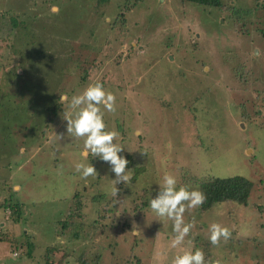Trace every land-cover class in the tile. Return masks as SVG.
Listing matches in <instances>:
<instances>
[{
    "label": "rangeland",
    "instance_id": "374dc122",
    "mask_svg": "<svg viewBox=\"0 0 264 264\" xmlns=\"http://www.w3.org/2000/svg\"><path fill=\"white\" fill-rule=\"evenodd\" d=\"M100 1L0 0V11L10 5L24 21L13 28L0 19V264H56L59 254L47 249L60 239L56 223L71 196L112 192L110 165L85 156L84 139L67 133V103L43 126L53 96L70 100L98 81L116 97L104 120L106 130L120 133L119 155L138 149L132 181L116 185L113 206L129 190H151L154 198L166 173L190 190L198 189L192 176L251 184L244 205L188 209L185 223L194 226L176 248L173 222L149 209L137 224L138 245L131 252L121 245L117 257L172 264L195 239L209 242V226L219 223L231 237L213 246L214 258L264 264V102L255 95L264 92V0H222V12L179 0ZM226 59L252 73L234 81ZM78 163L98 175L82 178ZM159 238L171 242L154 249Z\"/></svg>",
    "mask_w": 264,
    "mask_h": 264
},
{
    "label": "trees",
    "instance_id": "16d2710c",
    "mask_svg": "<svg viewBox=\"0 0 264 264\" xmlns=\"http://www.w3.org/2000/svg\"><path fill=\"white\" fill-rule=\"evenodd\" d=\"M181 3H191L198 7L207 9H215L219 12L223 8L222 0H179ZM98 2H101L98 0ZM225 5V4H224ZM43 10V8H41ZM16 11V13H15ZM18 10L10 8L3 9L0 11V19L9 20L11 26L23 25V20H18ZM242 12V11H241ZM255 12V10H254ZM13 13V17L11 14ZM46 13V12H45ZM22 14V13H21ZM242 15V14H238ZM227 16V15H225ZM26 17H29L26 15ZM229 18V17H226ZM118 22V18L110 23V30L116 29L115 24ZM230 23H234L230 20ZM260 37L264 39L263 32L259 29ZM16 53V51H14ZM254 61V60H253ZM253 61L251 63H253ZM225 68L228 70L230 76L234 77V81H242L244 77H249L252 73V69L248 70L242 67L240 64H234L226 59L224 62ZM223 68V70L225 69ZM225 71V70H224ZM14 75V74H13ZM18 77L17 74L16 76ZM257 97L262 99L264 102V92H255ZM51 98V97H50ZM59 97L53 96L50 100L54 102L48 109L45 124L47 127L51 125V121L56 116L57 112L62 111V103L59 101ZM264 106V104H262ZM6 105L0 103L2 111H5ZM63 116V115H62ZM253 116L256 117L257 113L253 112ZM138 149L131 151L129 155L125 154V158L129 161L128 169L132 165V155H137ZM192 183L197 188L203 191L206 196V202L198 207V211L203 213L207 211L211 206L224 202H235L239 205H244L247 196L251 190V184L249 181L242 177H229V178H214V176H192ZM132 181V179H131ZM140 190V191H139ZM131 194L134 195L131 198ZM119 195L113 196L111 193H103L102 190H97L96 193L89 196L84 195L82 192H75L68 203L66 210L63 212L61 219L56 223L57 234L60 236V241L55 245H51L47 251L50 254L58 253V259L56 264H69L71 261L73 264H140L138 257L132 254L126 257H117L120 255L121 245H129L130 252L132 248L136 247L139 243L137 239V224L141 218L145 216L150 208L151 190L138 189L137 191H128L126 196L127 200L122 201L121 207L113 206V202ZM130 198V199H129ZM129 201V202H128ZM14 207H17L14 205ZM16 215L19 217L21 213L16 210ZM19 220H15V223ZM25 219L23 218L22 221ZM77 220V221H76ZM70 239L76 243L70 242ZM160 239V238H159ZM194 240V239H193ZM169 244V239L166 240ZM79 242L82 246L78 248ZM70 243V247L68 244ZM78 243V245H77ZM163 241H154V249L161 245ZM194 244V248H193ZM27 254L34 249V246L30 242L26 243ZM196 248L202 249L205 255L206 264H214L217 260L213 254L210 253L213 245L210 242H200L198 240L192 241V250ZM108 251V252H107ZM104 253L109 255L108 257L103 256ZM116 254V255H115ZM115 255V256H114ZM149 259V258H148ZM122 260V261H121ZM45 264L46 261H45ZM49 264V263H48Z\"/></svg>",
    "mask_w": 264,
    "mask_h": 264
},
{
    "label": "clouds",
    "instance_id": "9594fccd",
    "mask_svg": "<svg viewBox=\"0 0 264 264\" xmlns=\"http://www.w3.org/2000/svg\"><path fill=\"white\" fill-rule=\"evenodd\" d=\"M54 13L59 12L56 5L52 6ZM60 103H67L70 111L66 114L67 133L76 138L84 139V155L90 152L94 158L110 165L111 172L115 179L110 180L112 184V195L117 196L119 189L116 185L127 184L132 179V170L128 169L129 161L119 155L124 148L114 141L120 137L116 130H106L104 120L105 113H114L116 110L115 95L106 90L101 82L89 85L81 94L73 95L69 100L67 95L59 98ZM61 139V136H57ZM76 171L81 172L82 178L89 176L96 177L97 170L90 163L76 164ZM207 200L206 194L197 189L190 190L188 185L177 188V179L172 174L163 176V184L159 187L154 198L150 199V208L157 217L171 220L173 222L174 237L171 246L176 248L184 243L194 226V221L185 223L184 213L188 209L202 206ZM209 242L213 246H219L221 239L227 241L231 237V230L221 226L219 223H212L209 226ZM191 243V242H190ZM194 248V244H193ZM172 264H206L205 255L202 249L194 251L189 248L183 251L182 255L174 257ZM214 264H221L218 259Z\"/></svg>",
    "mask_w": 264,
    "mask_h": 264
},
{
    "label": "crops",
    "instance_id": "0c3cea01",
    "mask_svg": "<svg viewBox=\"0 0 264 264\" xmlns=\"http://www.w3.org/2000/svg\"><path fill=\"white\" fill-rule=\"evenodd\" d=\"M164 239H165V238H160V239H158L157 241H159V242H160V241L166 242ZM168 245H169V244H168ZM171 251H172V248H171ZM164 252L167 253V250H164ZM174 257H175V256H174Z\"/></svg>",
    "mask_w": 264,
    "mask_h": 264
}]
</instances>
